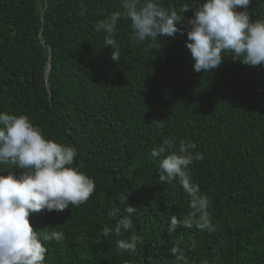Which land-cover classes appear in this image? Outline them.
<instances>
[{"label": "trees", "instance_id": "16d2710c", "mask_svg": "<svg viewBox=\"0 0 264 264\" xmlns=\"http://www.w3.org/2000/svg\"><path fill=\"white\" fill-rule=\"evenodd\" d=\"M177 8L186 0H163ZM203 0H196L199 6ZM120 10V0H0V111L26 114L48 139L73 145L96 189L86 203L62 212L30 213L35 231H61L47 242L46 264H178L180 243L188 264H264V65L227 57L210 73L195 72L187 32L158 38L159 47L130 39L121 20L116 39L121 60L95 24ZM83 11V15L81 14ZM253 19L264 15L252 0ZM193 8L183 14L187 29ZM167 138L195 141L202 160L189 165L211 202L214 232L179 225L189 196L179 183L159 180L151 154ZM8 167H11L9 165ZM19 176L24 170L0 169ZM136 207L134 252H119L114 228L127 202ZM196 246H191L192 240Z\"/></svg>", "mask_w": 264, "mask_h": 264}, {"label": "clouds", "instance_id": "9594fccd", "mask_svg": "<svg viewBox=\"0 0 264 264\" xmlns=\"http://www.w3.org/2000/svg\"><path fill=\"white\" fill-rule=\"evenodd\" d=\"M251 3L252 0H203L195 6L196 0H186L177 8L165 6L163 0H120V10L105 14L95 24V31L104 34L103 47L111 46V59L116 62L121 60V46L116 39L118 24L125 20L132 29L130 39L138 44L149 42V47H159L158 38L186 31L185 44L195 72L210 73L227 57L249 66L264 65V15L253 19L249 13ZM189 8H193V16L188 18L189 27L185 29L180 24ZM175 146V139L167 138L151 150L159 160V180L168 185L179 183L190 198L187 217L170 216L167 231L171 234L183 225L214 232L211 202L189 171V165L202 160L203 153L193 152L197 144L192 140L182 139L178 149ZM77 155L75 146L46 138L26 114L0 111V169L16 166L24 170L19 176L11 171L0 174V264H46L47 242L65 238L61 231L38 233L29 216L41 210L62 212L69 205L79 206L89 200L96 185L81 165L74 166ZM127 200L128 194L121 197V203ZM135 212L136 207L128 202L123 211L116 208L109 212L119 218L115 227H105L102 235L107 238L114 234L119 252H134L141 241L138 235L119 239L133 228L131 217ZM191 246H196L194 239ZM170 252L178 264H188L179 242ZM202 264L209 261L205 259Z\"/></svg>", "mask_w": 264, "mask_h": 264}]
</instances>
